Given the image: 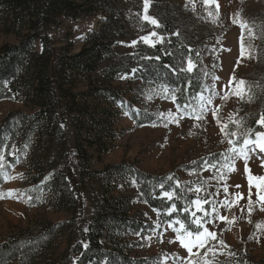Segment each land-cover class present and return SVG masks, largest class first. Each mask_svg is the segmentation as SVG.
Masks as SVG:
<instances>
[{"label": "trees", "instance_id": "16d2710c", "mask_svg": "<svg viewBox=\"0 0 264 264\" xmlns=\"http://www.w3.org/2000/svg\"><path fill=\"white\" fill-rule=\"evenodd\" d=\"M131 1L142 12L145 0ZM132 9L130 0H0V31L18 39L16 44L0 48V100H23L32 109L30 113L15 112L4 118L0 145L17 141V156L26 164L31 184L46 195L51 209L71 215L65 222L33 225L9 237L0 244V264H145L143 259L125 253L123 239L127 233L138 235L144 231L145 234L148 227L142 220L129 216L134 197L115 196L113 190L119 179L135 181L140 200L159 210L164 219L170 202L160 198L161 189L157 185L162 180L125 162L102 171H90L95 157L90 151L106 152L107 141L115 137L113 109L124 99L112 87L113 81L134 76L145 88H179L177 99L182 102L196 94L198 74L173 71L185 66L186 57L193 53L187 44L189 36L179 28L183 20L174 16L177 7L167 0H149L150 14L167 35L164 44L142 45L141 55L116 58L115 45L139 19V15L137 18L129 13ZM96 14L104 16L100 29L89 36L78 53H71L69 48L58 52L53 47L47 33L51 26L64 18ZM36 41L41 44L40 50L35 46ZM157 56L159 60L155 59ZM189 76L191 86H188ZM78 80L88 84L83 93L73 91ZM253 101L254 119L250 124L248 119L245 121L254 129V137L255 131L264 130L257 126V120L264 114V81L255 86ZM105 103L111 108L105 107ZM68 122L74 128V150L68 147V136L62 127ZM73 152L80 168L78 176L69 165ZM9 155L10 152L6 159L14 162ZM60 165L63 166L55 170ZM87 173L100 174L105 180L100 183L98 196L89 195L93 207L88 222L83 219L81 191ZM175 202L178 209L183 206L182 201ZM178 215L183 219L187 214L174 213L171 219ZM67 233L69 246L62 258L53 259L50 252L53 245L59 236Z\"/></svg>", "mask_w": 264, "mask_h": 264}, {"label": "rangeland", "instance_id": "374dc122", "mask_svg": "<svg viewBox=\"0 0 264 264\" xmlns=\"http://www.w3.org/2000/svg\"><path fill=\"white\" fill-rule=\"evenodd\" d=\"M167 2L177 7L174 16L183 20L179 28L186 37L189 36L188 48L192 51L191 58L197 65L191 74H198L196 94L185 97L182 102L177 99V103L183 105L191 102L194 106L197 94L203 92L207 85L214 83L212 76L220 77L218 81H215L216 91L219 92L221 85L225 84L233 74L237 79H243L247 85H251V94L254 98L255 86L264 81V0H217L220 5L218 18L215 16V5H205L204 0H167ZM130 3L133 9L129 13H133L137 18L139 15V19L138 22L129 26L126 37L120 38L115 45L116 58L128 54L141 55L140 46L150 45L145 44L140 38L149 35L152 31L164 37L163 43L156 45L164 44L167 38L160 24L156 27L145 21L144 9L138 12V4H134L131 0ZM209 11L213 13L212 16H209ZM147 14L154 18L149 8ZM237 14L248 24L247 29L242 30L239 24L232 22ZM103 20L102 14L75 19L64 18L58 25L51 26L47 33L58 52L63 48H69L71 53L76 54L82 49L89 36L100 29ZM142 23H147V26ZM242 36L246 49V55L243 58L240 55ZM134 41H137L135 46H130ZM17 42L18 39L14 35H5L0 31V48ZM35 46L38 50L41 49L39 41L35 42ZM248 53L251 54V58ZM186 62L187 57L185 65ZM204 72H208L209 75L205 76ZM126 77V79L120 78L112 82V87L124 99L123 102H117V109H113L112 123L115 137L111 142L107 141L106 152L90 151L95 156L91 161L90 171H102L107 166L125 162L141 173L160 178L167 186L171 182L166 179L169 176H175L182 182H189L187 186H192L191 182H199L197 176L189 174L192 169L198 168L205 160L211 162L220 159V162H223L220 154L226 152L230 145L224 134L220 132V126L211 112H208L206 119L201 121L186 115L180 119L177 126L176 123H171L166 117L161 116V113H166L168 110L176 111L175 105L164 97L162 89L165 86L145 88L134 76ZM75 84L73 91L77 93H83L88 89V84L83 80H78ZM168 88L170 91L174 90ZM204 94L209 93L204 92ZM149 96L151 99L148 98ZM89 103L92 104V100ZM217 105H223L220 108L219 117L222 123L228 124L229 131L235 130L236 127L230 122L229 117L243 120V128H249V124L254 119L253 99L247 102L246 99L241 101L235 96H230L227 101H222L217 97L213 107ZM104 106L111 108L107 103ZM15 112L30 113L32 109L27 107L23 100H0V127L4 118ZM125 113L128 114L125 115ZM246 119L249 124L246 123ZM197 124L200 126L197 127ZM62 127L68 136V140L64 138L68 141V147L74 150L73 126L68 122ZM6 144V149L0 150L5 157V170L14 176L22 174L23 179L5 182L0 177V193H7L10 190L15 193L12 197L5 195L3 199H0V244L18 231L33 225L62 223L71 217L69 212H56L51 209L46 195L31 184L26 164L17 156L19 151L17 141L12 143L6 141ZM13 151H15V157L19 158L18 162L11 154L9 156L14 159V162L6 159L7 154ZM194 161L197 163L194 164ZM69 165L75 176H78L80 168L75 152L69 157ZM62 166H58L55 170H59ZM248 167L252 174L264 175V153L259 152V149L250 153ZM236 169L237 171L229 175L228 183L240 184L242 187L230 188L229 191H240L247 195V174L243 171L242 160L236 161ZM200 172L203 178L213 174L203 169H200ZM84 180L85 184L81 187L83 219L88 222L93 207L89 195L95 198L96 196L93 195L100 194V183L104 178L100 174L87 173ZM215 183L211 181L213 186L209 188V191H215ZM115 184L116 188L113 190L115 196L125 194L134 197L129 216L142 220L145 227H148L145 234L143 231L138 235H128V233L125 235L123 239L125 253L131 258L143 259L145 264H162L165 257H169L167 264H181L179 259L172 257H186L188 254L178 241L169 242L170 239L175 238V233L167 227L168 223L176 218L171 219V216L165 214L163 219L160 211H154L147 203L140 200L137 185L132 181L129 182L128 178L119 179ZM184 186L182 184V187ZM185 195L193 198L196 193ZM218 199H223V192ZM252 199L255 201L257 198L253 195ZM246 202V199L242 200L240 206H244ZM220 211L221 214L228 215L230 218L235 215L237 219L231 226L219 221L216 222L215 228L209 225L210 229L216 231L218 237L228 246L222 249L223 255L217 252L213 264H241L242 262L264 264V230L256 227L257 224H264V212L259 210V205L254 207L250 216L246 208L244 212H241L239 207H234L231 212L224 209ZM228 227L231 228L230 231L225 230ZM125 244H128V247ZM68 246V233L59 236L50 251L51 257L62 258ZM203 251L201 250V255ZM229 253L235 255H229ZM209 258L213 259L211 256Z\"/></svg>", "mask_w": 264, "mask_h": 264}, {"label": "snow or ice", "instance_id": "6c2138e0", "mask_svg": "<svg viewBox=\"0 0 264 264\" xmlns=\"http://www.w3.org/2000/svg\"><path fill=\"white\" fill-rule=\"evenodd\" d=\"M205 5H215V16L219 17V8L220 5L217 0H204ZM149 0H145L144 3V15L143 19L150 24L159 27V23L155 18L150 17L148 13ZM213 13L209 11V16H212ZM234 24H239L240 28L247 29L248 24L239 18V14L232 20ZM251 32V30L249 29ZM178 35V33H177ZM156 39L153 40L152 38ZM145 44L150 45L151 47H156L157 43H163L164 37L159 36L157 32L152 31L149 35L142 36L140 38ZM137 41H134L132 45L135 46ZM170 55V53H169ZM197 55H199L197 53ZM241 57L243 58L246 55V49L243 44V36L241 37ZM249 58L251 54L248 53ZM146 59H151V57H146ZM156 60H159L160 57H155ZM196 62L189 56L187 57V62L185 66H181L178 70L173 69L174 72L179 73H188L191 74L196 68ZM135 70H133L134 72ZM205 76H208V72H204ZM127 77H122L126 79ZM220 77L212 76L213 84L207 85L204 88V91L197 94L195 97L196 104L193 106L191 102L187 104H178L176 92L180 91L179 88L171 90L165 86L162 89L165 99L171 101L175 105L176 111L168 110L166 113H161L162 117H166L167 120L171 123H176L179 126L180 119L184 116H189L191 119L196 121H201L206 119L208 112L212 113V116L215 118L216 123L220 126V132L224 134L225 139H227L230 147L226 152L221 153L220 159L216 161L205 160L203 164L199 165L198 168L192 169L189 174L197 176L199 182H191L192 186H187L189 182H182L175 176H169L166 179L171 181L172 184L167 188L165 183L161 181L157 187L161 189L160 198L166 199L169 203V207L166 210L168 216H172L174 213H184L187 214L183 219L177 218L174 221L168 223V228H170L175 233V238L170 239V243L179 242V245L184 248L187 252L186 257L174 256L173 259H179L181 264H213V260L219 252L220 255H223V248L228 247L225 244L223 239H220L217 235V232L210 229L209 225L212 228L217 227L216 222L226 223L231 226L236 223L237 217L235 215L231 216L221 214V209H224L227 212H231L234 207H239L241 212H244L245 208L247 209L248 215L250 216L256 205H259V210L264 212V175H254L252 174L251 169L248 167V161L250 159V153H254L257 149L259 152L264 153V130L255 131L254 137L252 128H243L244 121L229 117L230 122L234 124L235 130L229 131L228 124L222 123L219 117L220 108L223 105H217L213 107L215 98L219 97L222 101H227L230 96H235L241 101L247 100L251 102L253 96L251 94V85H247V82L243 79H237L235 74L223 85H221V91H216L215 81H218ZM188 86H191V77H188ZM226 89V90H225ZM204 92L209 93L205 95ZM151 99V96L148 97ZM128 113H125L127 115ZM200 125L197 124V127ZM257 126L264 128V114H261L257 120ZM223 142V141H221ZM7 145H0V148L6 149ZM27 147V145H25ZM15 157V151L10 153ZM16 161H19L18 157H15ZM243 161V171L247 174V195L244 192L232 191L229 189H239L242 187L240 184L230 185L228 183L229 175L236 169V161ZM5 157L2 152H0V177L5 182H10L15 179H23V175L14 176L10 175L5 170ZM194 164L197 162H193ZM11 167V165H9ZM200 169L203 171L212 172L213 174L208 178H203ZM211 181H215V191H209V188L213 185ZM134 184L135 181H132ZM182 184L185 186L182 187ZM255 189V192H253ZM221 192H223V199H218ZM186 193H196L193 198H188ZM204 193V195H200ZM5 195L12 197L15 195L13 190L8 191L7 193H0V199H3ZM253 195L256 196V200L252 199ZM30 199V197H29ZM246 199V204L240 206V202ZM175 201H182L183 206L177 208ZM154 211L159 212V210L154 209ZM249 223L251 221L249 220ZM159 227V225H157ZM258 229L264 230V224H257ZM230 231L231 228L228 227L225 229ZM251 238V237H250ZM161 242H163L161 240ZM87 244L84 245L87 248ZM195 250V251H194ZM201 250L203 255H201ZM229 255H235L234 253H229ZM213 259H210L209 257ZM165 257L162 264H167V259Z\"/></svg>", "mask_w": 264, "mask_h": 264}]
</instances>
